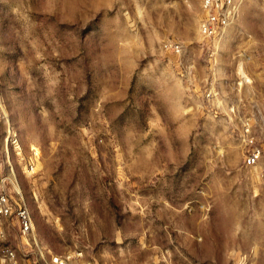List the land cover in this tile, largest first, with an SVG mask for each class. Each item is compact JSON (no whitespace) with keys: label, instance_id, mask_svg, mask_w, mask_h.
I'll return each mask as SVG.
<instances>
[{"label":"rangeland","instance_id":"rangeland-1","mask_svg":"<svg viewBox=\"0 0 264 264\" xmlns=\"http://www.w3.org/2000/svg\"><path fill=\"white\" fill-rule=\"evenodd\" d=\"M237 5L204 40L199 0H0V171L33 223L0 251L264 264V0Z\"/></svg>","mask_w":264,"mask_h":264},{"label":"built area","instance_id":"built-area-1","mask_svg":"<svg viewBox=\"0 0 264 264\" xmlns=\"http://www.w3.org/2000/svg\"><path fill=\"white\" fill-rule=\"evenodd\" d=\"M201 17L198 20L197 31L204 40H212L225 31L228 25L234 20L238 5L237 0H199ZM163 48L175 55L182 52V45L171 40L163 43ZM211 97V93L206 95ZM250 125L245 121L243 125L246 150L244 153V165H255L261 155V148L256 145L254 137L250 132ZM27 161L26 169L29 173L34 172L36 155ZM14 194V195H13ZM19 194L15 180L11 173L3 175L0 171V221L10 219L16 223L19 235L28 239L33 230V223L30 212L25 204L18 199ZM28 245V244H27ZM1 264H40L37 260L29 257V253L20 254L19 250L6 246L0 251ZM44 264H76L71 256L50 255ZM89 264V263H87Z\"/></svg>","mask_w":264,"mask_h":264}]
</instances>
